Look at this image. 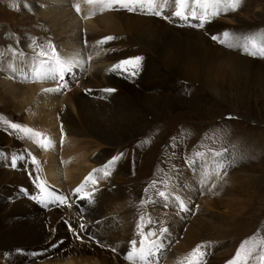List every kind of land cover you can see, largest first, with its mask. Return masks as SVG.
<instances>
[{
	"label": "rangeland",
	"instance_id": "1",
	"mask_svg": "<svg viewBox=\"0 0 264 264\" xmlns=\"http://www.w3.org/2000/svg\"><path fill=\"white\" fill-rule=\"evenodd\" d=\"M29 1L0 0V39L5 37V45H2L4 50L9 43L22 44V48L17 50V57L42 61L45 56L39 55L42 51L39 43L46 47L54 45L56 34L50 26L36 23L34 13H30L25 7L23 12L26 15L29 13L32 18L26 25L27 21L22 20L25 19V14L14 6L17 2L26 5L28 3L25 2ZM43 1L44 4L48 2ZM52 1H58L56 6H65L63 8L66 12H74L73 0ZM231 3L233 0H200L202 6H198L196 0H186L185 14L189 18L182 20L175 16V12L179 10L176 0H153L151 7L159 15L154 12H147V15L165 26V32H168L160 42L159 51L151 50L136 32L130 31L121 35L126 37V45L134 47L137 53L145 56L148 66L155 63L161 72L174 77L175 83L169 85V89L166 87L165 90L155 93V97L161 100L160 111L151 112L148 101V104H141V109L131 105L132 109L127 106L126 109L122 108L119 114L113 109L108 111L103 107L109 113V119L103 124L108 130L120 128L122 124L128 123V127H123V131L129 133L128 139H108L116 143L112 148L107 145L99 149L94 147L97 150L93 152L94 148L84 140L80 145L74 140L67 142L68 144L61 141L53 144L54 152L51 156L59 171L64 167L62 161L66 162L65 157L68 154L75 153L74 151H78L80 155L83 153L82 162L77 168H74L75 163L70 166L76 171L73 169L76 179L72 182L75 184L62 177L59 178L58 185L44 181L49 190H54L61 197L71 196L77 188L82 191L85 187L106 190L113 187L119 177L123 178V192L126 193L124 188H127V200L115 202L112 211L107 214L113 228L120 231L122 239L134 236L137 240L135 249L131 247L122 257V264H145L140 257L142 250L149 247L151 241H156V244L152 245L153 254L147 258L149 264H229L241 247L246 253H250L247 264H264V56H261V50L264 49V0H238L235 9L229 7ZM109 6L98 8L97 11L91 10L98 22L97 30L89 31L82 25V30L78 32L93 33L94 36V39H82V46L86 47L88 42L93 44L94 41H104L108 36L117 35H113L109 28L106 29L110 23L102 20L105 15L103 13L110 11L113 4L109 3ZM145 7L149 5L146 4ZM193 12L195 17L192 16ZM142 14L143 12L137 16L144 17ZM204 15H207V20L201 19ZM235 17L248 24L246 29L252 28L250 32H245L251 35L255 33L254 38L243 39L241 32L238 36V47L225 44L218 34L207 32L203 26L213 18L223 23L227 30L232 28V34L236 32L234 29L239 28L238 23L234 21ZM89 18L91 17L82 18V23L93 25L94 23L87 22ZM66 31L69 33L70 29ZM190 34L198 36V45L194 41L186 42L178 38H186L185 36ZM213 36L217 39L213 40ZM115 44L116 41L109 48L118 47ZM204 46L211 47L209 55L204 53ZM166 50H170L172 56L164 53ZM227 53L240 59L238 69L232 70L234 78L230 77V80L225 78L229 71L225 67L223 70L226 73L217 74L221 71L218 67L223 61L228 64L230 62V58L225 59ZM5 54L6 52L1 59L5 58ZM189 58L193 60L189 71L194 75L182 78L179 76V67L189 61ZM210 60L219 61L220 65L215 67L204 63ZM0 69L4 72L0 78H9L12 83H35L29 68L23 74L15 73L13 66L4 60L0 62ZM78 70L81 74L77 73V77L84 75L91 78L85 68ZM41 81L46 85L53 83L54 89L59 87L56 81ZM165 81L162 79L161 82ZM1 89L2 80L0 91ZM66 91L68 84L60 91H55V94L63 98ZM2 104L0 101V131L9 136L13 132L9 123H17L31 129L29 134H33L34 136H31L34 139L30 136L32 141L28 142L21 132H16L21 140L18 150L38 154L37 161L41 163L40 142L43 148L42 143L48 139H45L47 136L40 131L38 118L34 116L33 124L29 126L26 115L22 116L21 112H14L8 107L3 108ZM139 110L144 116L145 124L142 127L138 125ZM58 124L53 125V128L57 129ZM48 141L51 142V139ZM198 153L200 155H197ZM88 154L92 158L89 157L85 161ZM62 155L64 159L61 161L59 158ZM98 156H102L104 160L99 158V162ZM220 164L224 167L219 169L217 176L216 170ZM126 165L129 166V172L125 176H119V170ZM190 166L194 172L190 181L191 193L187 191L185 184L180 182V178ZM105 171H108L109 175L105 176ZM77 177L82 178L77 182ZM89 177L92 179L89 180ZM92 181H95V184ZM177 188L184 189L180 193ZM46 190L44 189V193ZM160 192H164L165 197H161ZM39 193L40 191L38 194L34 192V195L42 199ZM99 200L95 203L98 204ZM181 201L187 211L180 209ZM67 203V199L60 202L65 206L64 209ZM95 203L92 202L94 207ZM75 206L80 208V212L82 207L85 209L82 202L78 206L76 203ZM67 220H75V217L65 214L62 221ZM162 228H166L167 232H161ZM153 231L156 232L155 236L150 235ZM141 232L148 235L147 241L141 236ZM198 247L204 253L202 257L193 255ZM116 249L117 247L115 252L120 251ZM49 250H54V247ZM130 254H133L132 259H128Z\"/></svg>",
	"mask_w": 264,
	"mask_h": 264
},
{
	"label": "bare ground",
	"instance_id": "2",
	"mask_svg": "<svg viewBox=\"0 0 264 264\" xmlns=\"http://www.w3.org/2000/svg\"><path fill=\"white\" fill-rule=\"evenodd\" d=\"M30 1L31 3H29ZM30 1L25 2L28 3L26 5L17 2L14 8L22 13H24L25 7L28 8L30 13H34L36 23H43L44 26H50L54 30L56 38H54L55 44L52 47H54L62 63L71 61L72 72L71 74L66 73L65 76L68 84L65 97H59L58 94H55V91H45L46 89L55 88L52 85L53 83L46 85L42 84L41 81L44 70L52 62V48L39 43L40 50L45 52L42 61L22 59V57L16 56L17 50L22 48V44L9 43L4 50L2 45L5 37L0 39V62L7 60L8 64L13 66L15 73L23 74L29 68V71L31 70L30 75L33 77V82H35L25 85L22 81L12 83L8 80L9 78L3 79L1 77L3 89L0 91V94H2L0 95V101L1 104L5 105L2 104V107L6 109L8 107L14 112H21L22 116L26 115V122L29 126L33 124L32 119L36 116L40 124V131L47 136L45 139H51V142L45 140L42 143L43 148H41L40 142L39 151L42 150V154H40L42 161L38 165H34L31 157L35 156L38 160L37 157L39 156L26 150H18V146L21 144V140L17 135L18 132L13 131L8 136L5 132L0 131V264H122V257L133 247L132 241L136 242L137 240L134 236L122 239L120 231L113 228L107 214L112 211L115 202L127 200V188H124L126 193L123 192L125 184L123 178L119 177L117 183L106 190L105 188L97 190L96 187L92 189L85 187L82 193L73 192L70 193L71 196L65 195L64 197L69 204L67 203L66 209H64L65 206L54 199L60 195L54 190H49L46 183L57 184L60 177L71 184L74 183L72 180L76 178L73 169L77 168L78 164L82 162L83 153L81 152L80 155L78 151H74L75 153L68 154L65 157L66 162L63 160L62 155L59 159L63 160L64 167L59 171L58 165L54 164L53 156H51L54 152L53 144L59 141L68 144L67 142L74 140L80 145V142L82 143L84 140L89 143V146L97 149L106 145L115 146L116 143L110 142L108 139H128L129 133L126 134L123 131V127H128V123L122 124L120 128L116 127L108 130L103 124L109 119L108 111L110 109L117 111L116 114H119L121 109H126L127 106L132 109L131 105L141 109V104L148 101L152 109L151 112L158 113L161 109V100L155 95L165 90L166 87L169 89V85H173L175 79L173 76L161 72V69L159 70L155 63L148 66L145 56L137 53L134 47L126 45V37L121 34L130 31L136 32L141 35L139 38L146 42L151 50L157 52L159 51L160 42L163 41L168 32H165V26L160 25L156 19L148 17L147 12H143L144 17H138L137 14L142 12L139 9L131 13L119 8V6L115 8L113 6L110 11L103 13L105 15L102 20L110 23L105 28H109L113 35L114 33L117 35L112 40L103 43H101V40L94 41L93 44H88V42L87 46L84 47L82 46V39L92 37L94 39L93 33L87 34L78 32V30H82V25L86 30H97L98 22L93 17L91 10L97 11L98 8L108 7L109 3H96L97 7H95V4H89L87 0H73L75 2L74 12L71 14L64 10L63 7L65 6H56L55 4L58 1L48 0L45 4L43 0H37L36 3L33 0ZM40 1L43 2L40 3ZM77 7L80 9L79 12ZM28 14H25V19H22L27 21L26 25H28L30 19L32 20ZM87 16L91 18L86 21L94 23L93 25L82 23L81 19ZM203 17H206L207 20V15ZM213 18H210L203 26L207 32L218 34L219 38L225 41V44L233 47L240 46L237 42L241 32L244 35L243 39L245 37L250 39L255 36V33L251 35L245 32L246 30L250 32L249 30L252 28L246 29L248 24L237 17L234 18V21L238 23L239 28L234 29L236 32L232 33L233 35L231 34L232 28L227 30L223 23H219ZM12 27H14L13 24ZM67 29H70L69 33L66 31ZM224 33H228L227 38H225ZM185 37L180 36L178 38L186 42L194 41L195 44H199L198 36L195 37L190 34V36ZM117 38L118 40H116ZM115 41L117 43L115 45H118V47L109 48L114 45ZM210 50L211 47L209 46L203 47V51L207 55H209ZM5 52V58L1 59ZM164 53L168 55L170 50H166ZM136 58H140V62L135 75L113 70L116 65L121 64L123 61H134ZM189 59L179 67V76L182 78L194 75L193 72L189 71L193 61L192 58ZM225 59H229V64L227 61H223L221 66L218 67L221 71H218L217 74L226 73L223 70L225 67L229 70L225 78L230 80V77L234 78L232 70L239 66L240 59L231 54H228ZM215 60L204 63L217 67L220 64L219 61ZM81 68H85L91 74L90 79L84 77V75L77 77L78 69ZM130 71H132V66H129ZM2 74L4 72L2 73V69H0V76ZM162 79L166 80L165 83L161 82ZM145 86H148V88ZM99 89H115V91L107 93ZM138 112V125L142 127L145 124L144 116L142 111L139 110ZM55 124H58L57 129L60 127L58 131L53 128ZM22 135L28 142L29 137L33 134L22 133ZM2 145H6V147ZM96 150L94 148L93 152ZM21 156L24 159H17L16 166H13V158ZM90 156L85 157V161ZM102 156H98L97 160L99 158L103 159ZM73 163L76 165L71 168L70 166ZM76 170L78 171V169ZM128 172L129 166L126 165L119 170L118 175L125 176ZM193 175L194 172L190 166L180 178V182L185 184V188L187 191L189 190V193L192 191L190 190V181ZM79 177H77V182L82 178ZM38 181H42L45 184V189H47L42 199L34 195V192L38 194L40 191L36 186ZM177 189L178 192L182 193L184 188ZM49 192L53 195H47ZM86 194H91L90 199H81ZM98 199H100V204L95 203ZM80 202L85 206V209L82 207L81 212L80 208L75 206L76 203L78 206ZM92 202L95 203V207ZM65 214L75 217V220L68 221L71 218H67V222H63L62 219ZM81 223L85 225L83 230L79 227ZM101 228L102 231H100ZM53 247L54 250L50 251L49 249ZM116 247L120 250L119 252H115Z\"/></svg>",
	"mask_w": 264,
	"mask_h": 264
},
{
	"label": "snow or ice",
	"instance_id": "3",
	"mask_svg": "<svg viewBox=\"0 0 264 264\" xmlns=\"http://www.w3.org/2000/svg\"><path fill=\"white\" fill-rule=\"evenodd\" d=\"M238 2V0H233V3H231L229 5V7H232L233 9H235L236 7V3ZM87 3L89 4H96V3H112L114 8L115 6H119V8L121 9H126L129 12H135L138 9L142 12H154V9L151 7L153 0H87ZM177 5H179V10H177L175 12V16L179 17L182 20H187L189 17L185 14V5H186V0H176ZM196 3L198 6H202L200 5V0H196ZM149 5V7H145V5ZM77 11L79 12L80 9L79 7H77ZM154 14L159 15L158 12H154ZM195 12L192 13V16L195 17ZM213 15H215V13H213ZM201 19H206V17H202ZM198 26H202V25H198ZM225 38H227L228 33H224ZM113 37H106L105 41H101V43L103 42H107L109 40H112ZM213 40H216L217 37L213 36L212 37ZM48 47L52 48V52H51V64L49 67H47L44 70L42 79L46 78V79H50L53 81H56L57 84L59 85V87H57L56 89H46L45 91H60L62 87H65L67 84V81L65 79L66 73L71 74L72 72V64L71 61H65V62H61L60 59L57 56V53L54 49V47H52L51 45H48ZM253 47H255V43H253ZM40 56H45V52L41 51L39 53ZM261 56H264V49L261 50ZM140 62V58H136V60H125L123 61L121 64H118L115 66V68L113 69L114 71L116 70H120V71H124V72H128L129 75H135L136 74V70L137 67L139 65ZM129 66H132V71L129 72ZM60 82H64V83H60ZM107 93H112L115 91V89H105L104 90ZM232 117H229V119H231ZM9 123V122H6ZM10 128L15 131V132H21V133H30L32 132L31 129L21 126L20 124L17 123H9ZM35 135H40L39 133H35ZM197 155H200L199 153ZM17 159H24V157H17V158H13L12 160V165L16 166V161ZM32 159V163L34 165H38V161L36 160L35 156L31 157ZM112 163V162H110ZM224 167L223 164H220L217 166V170H216V175L219 176V169ZM109 175L108 171H105V176ZM89 180H91L92 178L89 177ZM93 184H95V181H92ZM39 190L41 195H44V189H45V184L42 181H38L37 185H36ZM214 187V185H213ZM82 189L81 188H77L76 189V193L79 194L81 193ZM47 195L51 196L53 195L51 192H49ZM159 195L161 197H165V193L164 192H160ZM91 194H86L84 196L81 197V199H90ZM33 199H35V197H33ZM56 202H64L66 200L65 197H61V196H56L55 198ZM43 202V201H42ZM180 209L182 211H187L188 209L186 208V206L183 204V202L181 201L180 203ZM143 219V218H141ZM151 222V221H150ZM80 229L83 230L85 225L83 223L80 224ZM161 232H167L166 228H162L160 229ZM150 235L155 236L156 232H151ZM141 236L144 237V240L147 241L148 240V235L141 232ZM133 244V248L135 249V245L136 242L132 241ZM156 241H151L149 243V247L145 248L142 250V254L140 259L142 261L145 262V264H149L148 261V257L151 256L153 254V248L152 245H155ZM134 254V253H133ZM133 254H130L128 259H132ZM242 254H243V258H242ZM193 255H199L200 257H202L204 255L203 252H201L200 247H198L195 252L193 253ZM250 255V253H246L245 249L243 247L240 248V250L237 252L236 257L229 262V264H247V259L248 256ZM264 259V258H262ZM190 264H192V262H190ZM198 264V262H197Z\"/></svg>",
	"mask_w": 264,
	"mask_h": 264
}]
</instances>
